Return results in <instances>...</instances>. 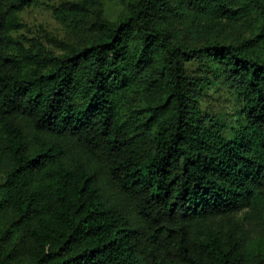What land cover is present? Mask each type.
Returning a JSON list of instances; mask_svg holds the SVG:
<instances>
[{
	"label": "trees",
	"instance_id": "trees-1",
	"mask_svg": "<svg viewBox=\"0 0 264 264\" xmlns=\"http://www.w3.org/2000/svg\"><path fill=\"white\" fill-rule=\"evenodd\" d=\"M36 1L0 0V264H264L236 216L264 210V0H64L91 35L58 52L13 34Z\"/></svg>",
	"mask_w": 264,
	"mask_h": 264
},
{
	"label": "rangeland",
	"instance_id": "rangeland-1",
	"mask_svg": "<svg viewBox=\"0 0 264 264\" xmlns=\"http://www.w3.org/2000/svg\"><path fill=\"white\" fill-rule=\"evenodd\" d=\"M64 0H37L33 5L18 13L23 27L13 33L17 38L39 40L47 49L58 52L53 44L47 42L48 36L58 40L73 42L77 45L88 41L90 33L86 29L73 27L69 20L60 22L53 13L52 6ZM130 0H97V8L92 7L86 18L91 20L94 17H106L111 20H118L122 17ZM95 8V9H94ZM27 44V43H26ZM187 71L193 75L203 76L207 73L204 68L195 60L185 64ZM200 107L208 123L216 122L223 132L230 134L231 126L238 125L241 120L238 114L240 100L226 86L219 89L209 86L200 99ZM4 169L0 168V182L3 179ZM244 216L242 222L245 234L250 237L249 246L252 249H264V210H244L236 216Z\"/></svg>",
	"mask_w": 264,
	"mask_h": 264
}]
</instances>
